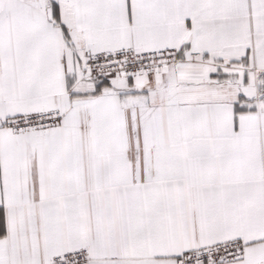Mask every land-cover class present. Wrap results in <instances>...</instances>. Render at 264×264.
<instances>
[{
  "label": "snow or ice",
  "instance_id": "obj_1",
  "mask_svg": "<svg viewBox=\"0 0 264 264\" xmlns=\"http://www.w3.org/2000/svg\"><path fill=\"white\" fill-rule=\"evenodd\" d=\"M0 264H264V0H0Z\"/></svg>",
  "mask_w": 264,
  "mask_h": 264
}]
</instances>
